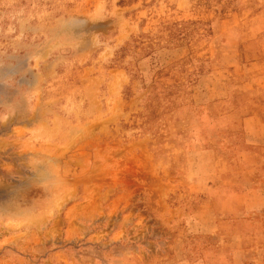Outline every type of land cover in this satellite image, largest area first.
<instances>
[{"label":"rangeland","instance_id":"rangeland-1","mask_svg":"<svg viewBox=\"0 0 264 264\" xmlns=\"http://www.w3.org/2000/svg\"><path fill=\"white\" fill-rule=\"evenodd\" d=\"M263 38L264 0H0V264H201L260 231L229 203Z\"/></svg>","mask_w":264,"mask_h":264},{"label":"crops","instance_id":"crops-1","mask_svg":"<svg viewBox=\"0 0 264 264\" xmlns=\"http://www.w3.org/2000/svg\"><path fill=\"white\" fill-rule=\"evenodd\" d=\"M264 42V38L260 39ZM259 42V49L263 51L264 43ZM226 45L225 50L221 51L219 57L221 58L222 62L225 61V66H231L235 64L237 59L238 53V44L237 43H225ZM241 47V45H239ZM243 46V45H242ZM247 46V44H245ZM247 48V47H246ZM254 74V73H253ZM245 77L249 78L250 76L244 75ZM257 77V78H256ZM255 78L249 80L245 79L242 81L243 84L238 88L245 93H248L249 96H252V100H245L242 104L235 105L233 107L234 113H238L239 117V124L243 126V130L246 135V139L248 141H254L261 149H257L253 153V156L260 160V163L256 162L255 166L249 168L248 171H244L242 173L245 178L242 180L241 188L236 190L234 197L232 196L229 204L231 207H235L233 214L236 217V221L244 223L245 218L247 217L248 213L256 214L259 217L264 215V100L262 102L259 101L258 97L255 93L262 94L264 93V87L261 85L264 82V73L259 72V76L257 75ZM253 80L259 85L255 88L252 85ZM254 82V83H255ZM255 90L254 92H251ZM236 109V110H235ZM242 109V110H241ZM227 115L225 117L231 116ZM213 118H211L208 123H212ZM221 122V121H220ZM216 123V122H215ZM252 171V183H250L249 173L246 172ZM254 178V179H253ZM256 180V181H255ZM261 183V184H259ZM253 193L255 195L254 198L250 196ZM257 194V195H256ZM259 195V196H258ZM228 199V198H227ZM212 200V199H210ZM214 206V202L210 203ZM213 210H216L213 208ZM232 214V215H233ZM230 217L231 213H221L219 217ZM218 217V216H217ZM232 217V216H231ZM189 221L193 218L195 220V215H188ZM199 219V216H197ZM198 219L196 221H198ZM242 219V221H240ZM187 222V224L189 223ZM244 224L241 225V227ZM260 231L256 232H247L244 228L237 229L235 231V245H215L212 248L207 249L203 254L201 264H245V255L248 252L247 242L245 239L247 237H255L259 239L264 238V226H259ZM233 235H230L232 238ZM251 235V236H249ZM226 236V235H221ZM251 248V247H250ZM252 253L254 254L253 264H264L263 255H264V241L263 242H256L254 248H252ZM173 257L171 258V262L174 263V258L177 259V252H172ZM188 257L187 262L181 261L179 264H194L192 260L190 261Z\"/></svg>","mask_w":264,"mask_h":264}]
</instances>
